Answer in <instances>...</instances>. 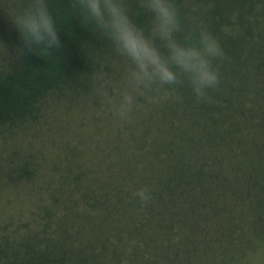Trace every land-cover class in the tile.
<instances>
[{
    "label": "trees",
    "instance_id": "16d2710c",
    "mask_svg": "<svg viewBox=\"0 0 264 264\" xmlns=\"http://www.w3.org/2000/svg\"><path fill=\"white\" fill-rule=\"evenodd\" d=\"M2 1L10 14L3 17L2 11L9 45L0 68V134L36 121L50 96L74 91L107 70L115 52L100 31L82 24L71 0H50L62 45L51 50L56 59L30 52L19 56L23 44L10 17L22 0ZM210 1L213 6L198 18L230 60L218 64L214 103L197 102L185 87L180 101L156 104L162 112L157 127L177 133L157 138L151 150L157 170L141 182L151 190V203L143 205L129 192L133 184L117 187L113 197L103 188L86 192L89 208L100 212L90 239L80 241L76 220L64 217L69 220L35 246L27 239H5L0 264H215L218 256L231 257L245 246V229L264 236V0ZM130 14L146 25L140 13ZM225 24L238 30L225 34ZM151 178L155 181L147 183ZM107 219L120 226L97 248L91 241L100 238L101 227H112L103 224ZM142 246L150 247L147 253H141ZM215 251L211 262L207 256Z\"/></svg>",
    "mask_w": 264,
    "mask_h": 264
},
{
    "label": "rangeland",
    "instance_id": "374dc122",
    "mask_svg": "<svg viewBox=\"0 0 264 264\" xmlns=\"http://www.w3.org/2000/svg\"><path fill=\"white\" fill-rule=\"evenodd\" d=\"M3 3L0 0V68L8 58L3 52L9 45L3 39L1 22L2 11H6L3 17L10 12ZM127 3L129 12L140 13L147 26L150 18L139 9L137 0ZM177 3L189 23L192 16L205 15L213 6L210 0H177ZM231 30L238 29H230L229 24L222 26L225 34ZM123 73V60L114 52L107 70L97 72L74 91L50 96L36 121L0 134V248L5 239L10 242L27 239L35 246L37 240L51 236L58 223L69 220L64 217L76 220L73 223L81 235L80 241L90 239L91 235L90 238L87 235L96 223L94 216L100 212L89 208L86 192L103 188L113 197L117 187L125 190L133 184L129 192L134 194L136 187H142V180L150 177L149 170H157L152 167L156 166V160L151 154L155 140L177 133L157 127L162 117L158 106L140 98L131 121L121 122L97 94L101 82L118 90L123 85ZM126 170L134 173L135 179L129 180ZM153 181L151 178L147 183ZM136 215L141 221L142 216ZM103 224L112 227H101L104 232L100 238L98 235L91 241L97 248L106 236L113 239L114 229L120 226L114 225L112 219ZM144 232L148 235L150 229L145 228ZM147 249L150 247L142 246L141 253H147ZM215 253L207 256L211 262ZM107 257L105 254V260Z\"/></svg>",
    "mask_w": 264,
    "mask_h": 264
},
{
    "label": "clouds",
    "instance_id": "9594fccd",
    "mask_svg": "<svg viewBox=\"0 0 264 264\" xmlns=\"http://www.w3.org/2000/svg\"><path fill=\"white\" fill-rule=\"evenodd\" d=\"M148 15L147 26L138 24L127 0H71L70 7L82 24L93 26L110 42L124 64L123 85L111 89L107 82L97 94L108 111L121 122H130L140 98L147 103L180 101L189 88L197 102L214 103L211 93L220 84L218 64L229 61L218 38L195 16L185 24L177 0H137ZM195 11V9H193ZM26 52L56 57L59 25L50 0H22L10 17ZM143 205L151 203L146 186L135 193ZM245 246L231 257L218 256L215 264H264V236L245 229Z\"/></svg>",
    "mask_w": 264,
    "mask_h": 264
}]
</instances>
